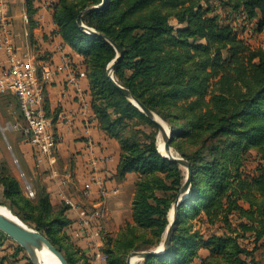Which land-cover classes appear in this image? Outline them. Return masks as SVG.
<instances>
[{
	"label": "trees",
	"instance_id": "trees-1",
	"mask_svg": "<svg viewBox=\"0 0 264 264\" xmlns=\"http://www.w3.org/2000/svg\"><path fill=\"white\" fill-rule=\"evenodd\" d=\"M101 2L55 0L51 10L62 42L82 57L83 70L73 69L86 78L99 129L118 142L113 178L120 182L137 173L131 221L115 234H102L106 264H127L131 251L162 243L186 176L184 167L158 151L156 124L111 82L107 68L117 55L112 43L121 51L114 80L166 122L170 145L192 169L167 251L137 264H264V48L242 36L246 29L264 33V0H106L81 16L98 34L86 32L77 18ZM24 7L32 27L35 0H24ZM7 99L25 124L15 95ZM252 151L258 161L248 171ZM31 188L33 197L0 155V205L43 233L68 264H93L66 230L68 204L54 205L39 180ZM193 219L217 224L222 232L204 235ZM243 238L251 239V248ZM10 243L15 245L7 255ZM23 251L0 230V264L10 257L32 264L26 253L19 255Z\"/></svg>",
	"mask_w": 264,
	"mask_h": 264
},
{
	"label": "crops",
	"instance_id": "crops-1",
	"mask_svg": "<svg viewBox=\"0 0 264 264\" xmlns=\"http://www.w3.org/2000/svg\"><path fill=\"white\" fill-rule=\"evenodd\" d=\"M44 1L35 0L37 7L34 14L35 25L29 27L24 0H0L10 17L13 39L19 53L32 55L37 63L44 64L49 60L48 62L53 66L63 64L65 57L70 59V67L58 71L45 87V110L52 119L54 118L53 130L59 137L54 151L55 163L50 164L44 159L38 164L37 154L23 133L20 130L6 128L9 123L19 122L13 102H10L11 104L7 102L11 92L0 93V100H3L1 107L5 112L3 114L9 120L4 127L0 126V131L2 134L4 130L16 132L19 157L24 163V166L21 163L20 166L29 177L31 184L34 180L44 183L54 205L60 202L68 204L66 214L71 220L66 228L68 234L76 244L87 250L93 264H106L95 259L94 256L97 246L102 245L101 236H89L88 231L81 224L82 212H89L95 205H100L101 201L104 205L105 195L102 194L101 197V193H98V186L89 174L88 162L91 159L97 160L98 176L110 191V196L105 201L107 212L105 211V218L99 225L102 233L114 234L125 221H131V203L137 173H128L120 182L113 178L120 153L118 142L99 129L90 107L89 95L85 91L88 87L86 78L79 76L73 69L74 64L79 70H83L82 57L65 45L58 34H54L56 29L52 20V7L46 8ZM4 57L0 52V61H4ZM71 75L78 81L80 92L89 103L86 116L80 109L78 90L69 82ZM61 113L71 117L69 124L59 120ZM8 141L12 146L10 140ZM12 149L14 150L13 146ZM1 153L0 151V155ZM15 155L19 158L16 152ZM53 168L56 174L52 173ZM64 178L67 182L62 184ZM31 184L29 183L30 187ZM116 188L117 191L112 192Z\"/></svg>",
	"mask_w": 264,
	"mask_h": 264
},
{
	"label": "built area",
	"instance_id": "built-area-1",
	"mask_svg": "<svg viewBox=\"0 0 264 264\" xmlns=\"http://www.w3.org/2000/svg\"><path fill=\"white\" fill-rule=\"evenodd\" d=\"M50 1L54 0L44 1L46 8H50ZM6 11V7L0 2V52L5 56L4 61H0V93L11 92L15 95L25 119V124H21L20 122L9 123L6 128L20 130L27 135V141L32 145L37 154L36 161L38 164L42 163L44 159L53 164L55 163V159H49L46 147L48 131H54L53 125H46V117L50 116L46 113L45 105L44 108H37V98L39 96L36 95L35 87L32 86L30 57H27V53L21 54L18 52L13 39L10 17ZM54 34L57 35V32L54 31ZM40 65L42 66L41 80L47 84L58 71L70 67V59L65 57L63 64L57 66L51 65L49 62L40 63ZM69 82L78 90L77 96L80 102V109L82 114L86 116L89 103L81 94L78 81L73 75H71ZM70 118L65 113L59 114V120L66 124H69ZM58 141L59 137L56 134V148ZM88 163L89 174L92 181L98 186V193H103L107 199L110 196V191L104 185L102 178L98 176L97 160L91 159ZM52 173L56 174L54 168L52 169ZM62 184H64V179L62 180ZM115 191H117V188L112 192ZM27 194L30 197L34 196V191L30 186H27ZM81 216V224L88 231L89 236H98L100 221L105 218V205H95L89 212H82ZM94 256L97 260L106 261V256L101 251L100 245L97 246Z\"/></svg>",
	"mask_w": 264,
	"mask_h": 264
},
{
	"label": "water",
	"instance_id": "water-1",
	"mask_svg": "<svg viewBox=\"0 0 264 264\" xmlns=\"http://www.w3.org/2000/svg\"><path fill=\"white\" fill-rule=\"evenodd\" d=\"M106 0H102V2L99 5L90 6L86 9H84L81 14L77 18V23L86 32H90L93 34L96 33L92 28L87 27L82 23L81 16L84 13H87L91 10H95L100 8L105 4ZM114 48L117 51L116 57L110 62L107 68V74L111 80V82L127 97L129 98L135 105H137L142 112H144L157 126L158 132L161 135V138L163 140V148L166 151V154H162V156L170 159L171 161L179 163L182 167L186 170V176L184 183L179 189V192L177 194L176 200L173 202V205L170 209L169 215H168V225L166 227L163 241L161 243L162 250L154 249V250H146V251H131L129 255L127 256L126 262L127 264H132V259H141L145 258L150 255L159 256L165 253L169 247L170 240L172 238L174 225L176 221V215H177V209L181 202L184 201L185 198L188 197V188L192 176V169L190 167V164L187 160L182 158L181 156H178L172 149V146L170 145V139H171V131L168 129L164 130L156 117L158 115L154 113L153 111L149 110L147 107H145L140 101H138L132 93L125 88L124 86L118 84L113 76L112 72L115 67V64L121 59V51L120 49L112 43ZM3 208H5L11 217H8L7 215L0 212V230L5 233L9 238H11L14 242H16L18 245H20L27 253V256L31 260L33 264H43L42 260L39 256V249L41 246L47 247V249L53 253L60 264H68L67 260L65 259L64 255L60 252L59 249H57L47 238L46 236L39 232L38 230L30 227L28 224L20 220L16 215H14L10 209H8L4 205H0Z\"/></svg>",
	"mask_w": 264,
	"mask_h": 264
},
{
	"label": "rangeland",
	"instance_id": "rangeland-1",
	"mask_svg": "<svg viewBox=\"0 0 264 264\" xmlns=\"http://www.w3.org/2000/svg\"><path fill=\"white\" fill-rule=\"evenodd\" d=\"M212 2L214 4H218V0H212ZM217 11L223 16L225 17L226 15V11H223L222 8H217ZM172 23H175V20L172 19L171 20ZM246 40V42L252 46V47H263L264 48V33L263 32H259V31H255L254 33L249 32L247 29L244 31L243 35H242ZM3 104V100H0V126L4 127L6 125V122L9 121L8 119L5 118V114H3V107H1V105ZM159 117V116H158ZM160 118V117H159ZM162 119V118H160ZM163 120V119H162ZM164 121V120H163ZM165 122V121H164ZM13 123V122H12ZM166 124V122H165ZM167 125V124H166ZM167 128L169 129L168 125ZM6 132V133H5ZM15 131H10V130H4V134L1 133L0 131V151L2 152V156L4 158L7 159V161L9 162L13 173L20 179L21 184L23 186V189L25 192H27V186H29L30 179L27 176V174L25 173L24 170L21 169L20 163L24 166L23 160L22 158L19 157V147L16 143V139H15ZM157 136L159 135V132L157 133ZM9 138V139H8ZM12 143V146L14 147V150L12 149L11 144L9 143V141ZM8 141V142H7ZM157 141H158V137H157ZM9 143V144H8ZM173 149V147H172ZM18 155L19 158L16 157L15 152ZM173 151L179 156V154L173 149ZM20 159V161L18 160ZM256 161H258V156L256 155L255 151L251 152V157L248 160V162L246 163L245 169L248 171H252L255 168L256 165ZM264 164V162H262ZM136 180V179H135ZM32 185V184H31ZM133 187V186H131ZM126 191V189H125ZM33 197V196H32ZM104 201V200H103ZM107 208V207H106ZM126 217V216H125ZM126 222V221H125ZM124 222V223H125ZM193 222L195 224V228L200 229V231L202 233H204V235L209 234L210 232H222V229L219 227V225L215 224V225H210L204 222H200V221H196V219H193ZM100 227V226H99ZM105 233H109V232H105ZM116 233V232H115ZM114 233V234H115ZM102 231H100L99 229V235L102 238ZM113 234V233H110ZM102 241V239H101ZM242 243L246 246H248L249 248L252 247V243H251V239L249 238H243L241 239ZM12 241H8L6 243H9ZM11 245H9L8 249L5 251V253L8 255L12 254L13 249H14V245L15 243H10ZM17 244V243H16ZM161 245V244H160ZM158 246L157 248H159L158 250H162L161 246ZM102 247H103V241H102V245L100 246L101 251H102ZM156 248V249H157ZM24 253H26V251L24 250L23 252L19 253V255H23ZM200 253L202 255L206 254V251L204 249H200ZM259 251L256 252V254H258ZM27 254V253H26ZM142 259V258H141ZM141 259H132V264H137ZM136 260V261H135ZM264 260V259H263ZM10 263H5V264H19V263H26V259L25 258H21V261H16L14 257H10L9 259ZM106 263V261H105ZM33 264V263H32ZM191 264H199V259H196V261L194 263Z\"/></svg>",
	"mask_w": 264,
	"mask_h": 264
},
{
	"label": "bare ground",
	"instance_id": "bare-ground-1",
	"mask_svg": "<svg viewBox=\"0 0 264 264\" xmlns=\"http://www.w3.org/2000/svg\"><path fill=\"white\" fill-rule=\"evenodd\" d=\"M53 5H54V2L50 1V7H53ZM27 57H30V63L32 65V86L35 87L36 95L39 96L37 98V108H44L46 83H44L41 80L42 66L40 65V63H37L35 61V58L32 55H27ZM156 119L158 120V122L160 123L162 128L164 130H166V132H167L168 128H167V125L165 124V122L162 119H160L159 117H156ZM46 125H53V119L51 117H46ZM157 137H158V141H157L158 151L162 154H166V151L163 148V140L161 138V135L157 136ZM46 147L48 149L49 159H56V158H54V154H55L54 151L56 150V133L54 131H48V137L46 139ZM66 182H67V179L64 178V184ZM102 194L103 193H101V197H102ZM103 200H104L103 202L105 205V211L107 212L106 203H105V201H106L105 196L103 197ZM100 205H102V201H101ZM0 212L7 215L8 217H11L9 212L5 208H3L2 206H0ZM39 256H40V259L42 260L43 264H60V262L58 261L56 256L53 253H51L47 249V247H45V246L40 247Z\"/></svg>",
	"mask_w": 264,
	"mask_h": 264
}]
</instances>
